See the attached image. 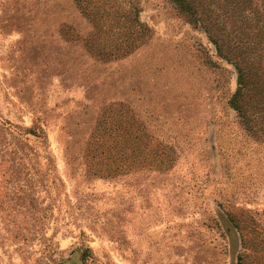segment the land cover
Listing matches in <instances>:
<instances>
[{
    "label": "rangeland",
    "instance_id": "374dc122",
    "mask_svg": "<svg viewBox=\"0 0 264 264\" xmlns=\"http://www.w3.org/2000/svg\"><path fill=\"white\" fill-rule=\"evenodd\" d=\"M127 1L148 32L130 56L105 62L64 40L63 23L90 30L71 0H0V117L25 128L40 117L45 129L60 181L45 202L54 207L48 235L75 264L86 249L94 264H237L242 248L221 218L230 210L251 240L246 262L264 264V141L227 105L233 67L168 0ZM106 2L103 41L120 44L129 14ZM118 101L178 149L172 170L85 174L88 135ZM27 258L0 225V264Z\"/></svg>",
    "mask_w": 264,
    "mask_h": 264
},
{
    "label": "trees",
    "instance_id": "16d2710c",
    "mask_svg": "<svg viewBox=\"0 0 264 264\" xmlns=\"http://www.w3.org/2000/svg\"><path fill=\"white\" fill-rule=\"evenodd\" d=\"M71 1L90 30L82 33L63 23L61 32L66 42L83 46L91 58L105 62L125 59L139 49L148 31L140 23L134 3L118 0L129 14V27L123 42L107 45L103 38L105 24L111 21L109 3ZM168 1L189 24L207 35L217 56L233 67L236 91L227 105L250 137L264 141V5L258 7L254 0ZM177 150L173 144L153 137L130 106L113 102L88 135L83 149L84 172L100 179L140 171L168 172L179 159ZM51 159L40 117L29 128L0 117L1 227L9 233L19 256L28 255L29 264H75L74 252L65 258L59 250L56 232L48 235L54 207L45 202L54 198L60 183ZM221 218L225 230L242 248L237 264H248L251 240L242 220L230 210ZM78 262L94 264L91 250H84Z\"/></svg>",
    "mask_w": 264,
    "mask_h": 264
}]
</instances>
